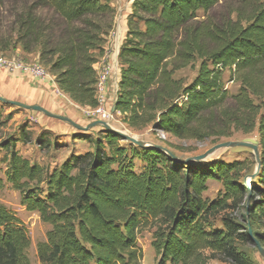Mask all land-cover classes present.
Segmentation results:
<instances>
[{
	"label": "trees",
	"instance_id": "trees-1",
	"mask_svg": "<svg viewBox=\"0 0 264 264\" xmlns=\"http://www.w3.org/2000/svg\"><path fill=\"white\" fill-rule=\"evenodd\" d=\"M221 1L132 0L114 107L131 131L151 128L179 140L216 143L256 131L257 176L244 187L246 161L182 162L106 129L93 151L71 154L51 171L11 149L5 181L27 210L50 224L37 244L40 262L140 264L138 235L153 228L155 264H209L217 255L253 264L236 243L252 241L244 232L249 227L264 245V230H253L264 223V0H235L238 6L219 19ZM6 3L0 0V17ZM41 8L50 20L37 13ZM113 24L107 0H36L21 10L12 32L25 51H39L62 93L96 108L93 65L105 54ZM8 47L0 45V52ZM196 62L190 81L174 76ZM226 72L239 85L234 94L225 87ZM37 141L48 142L46 132ZM136 161L143 164L139 171ZM212 179L223 192L209 200L203 194ZM5 181L0 177V190ZM241 207L244 224L234 217ZM216 217L220 227L212 224ZM29 245L23 221L0 202V264H31Z\"/></svg>",
	"mask_w": 264,
	"mask_h": 264
},
{
	"label": "rangeland",
	"instance_id": "rangeland-1",
	"mask_svg": "<svg viewBox=\"0 0 264 264\" xmlns=\"http://www.w3.org/2000/svg\"><path fill=\"white\" fill-rule=\"evenodd\" d=\"M36 0H7L6 12L0 17V45L9 47L0 52V96L7 99L19 101L28 105H40L46 110L66 116L75 123L86 126L92 121L107 117L105 121L115 130V125L121 130L141 139L145 143L161 145L179 158H188L203 153L211 147L214 142L211 140H179L161 131H153L151 128L142 131H131L119 120V115L112 112V107L116 99L120 64L118 54L120 46L126 33V17L130 12L132 0H107L114 9V24L111 32L107 36L105 44V54L93 65L98 75L99 85L97 86V97L99 106L91 108L81 106L73 102L68 96L62 93L55 84V76L49 66L39 57V51H25L19 44L12 32L15 20L25 5ZM235 0H223L216 8V17L225 18L231 8L237 7ZM44 18L50 20L52 14L41 8L38 12ZM202 17V12H199ZM199 63L196 62L174 73L175 77H183L190 81L198 70ZM41 67L46 74L43 77L34 76L30 68ZM21 74L17 81L15 78L10 81L9 74ZM18 81L22 82L21 84ZM17 82V83H15ZM224 84L232 94L238 90V83L229 79L228 73L224 74ZM39 89V90H38ZM104 130L103 126L97 125L88 130H78L70 123L45 115L43 112L25 109L12 104H5L0 101V177L5 181V172L8 166V153L15 149L21 156L44 166L50 171L59 166L71 154H82L94 150V140ZM118 131V130H117ZM46 132L48 142L38 144L37 138L41 133ZM27 137L26 139L22 137ZM247 136L258 139L257 132L254 131ZM245 137L236 134L229 139H240ZM161 140H165L166 145ZM221 138L218 140L223 141ZM120 145L127 146V141H121ZM135 145V144H134ZM137 146V145H136ZM177 147V148H176ZM223 160L225 162L246 161L248 168L244 172L242 185L245 187L250 182L249 175L254 171L256 162L250 148L229 147L216 151L213 156L206 159ZM202 162V161H198ZM206 163V162H204ZM143 164L136 161V170L139 171ZM223 192V186L219 180L212 179L207 182V190L204 197L209 200L214 199ZM0 202L11 208L15 214L23 221L27 227L30 237V245L27 248V256L31 264H44L37 256V244L44 241L46 232L50 229V224L42 221L37 211H30L20 201V193L12 185L5 181L4 187L0 190ZM244 207L235 212L234 217L239 223H246ZM214 227H220L219 217L212 220ZM255 232L264 230V223L254 225ZM153 228L143 229L138 235V245L142 249V259L140 264H155L157 254L152 247ZM247 232V231H244ZM264 248V245L261 243ZM236 248L247 256L253 264H264L263 256L252 241L237 242ZM209 264H233L222 255H217L209 260Z\"/></svg>",
	"mask_w": 264,
	"mask_h": 264
},
{
	"label": "water",
	"instance_id": "water-1",
	"mask_svg": "<svg viewBox=\"0 0 264 264\" xmlns=\"http://www.w3.org/2000/svg\"><path fill=\"white\" fill-rule=\"evenodd\" d=\"M0 101L2 103H5V104H12V105H16V106H19V107H22L25 109H32V110L43 112L47 116L57 118V119H60V120H63V121L70 123L73 127H75L78 130H88L91 127L101 125V126H103L104 129L116 132L124 140L130 141L131 143H133L137 146L153 145V146L157 147L158 149H161L162 151H164L171 158L182 161V162H186V161H190V160L204 161V160L210 158L211 156H213V154L216 151H218L219 149H222V148H229V147H236V146L247 147V148L251 149V151L254 155L255 162H256L255 169L249 175V177L251 179L255 178L257 176L259 168H260V150H259L258 140L253 136H245V137H242L240 139H225L223 141H219V142L214 143L211 147L206 149L203 153H200V154L194 155L192 157H188V158H179V157L175 156L173 153H171L168 149L162 147L161 145L153 144V143H145L141 139H139L135 136H132L128 133L120 132V131L109 128L106 121H104L102 119H97L95 121H92L91 123H89L86 126H82V125L75 123L74 121H72L70 118H68L66 116L54 114V113L48 111L40 105H36V104L35 105H28V104L21 103L19 101L7 99V98L2 97V96H0ZM112 112H116L114 106L112 107ZM246 231H247L248 235L251 237L252 242L255 244L259 253L263 256V259H264V248H263V246L258 241V239L252 234L251 229L249 227H247Z\"/></svg>",
	"mask_w": 264,
	"mask_h": 264
},
{
	"label": "built area",
	"instance_id": "built-area-1",
	"mask_svg": "<svg viewBox=\"0 0 264 264\" xmlns=\"http://www.w3.org/2000/svg\"><path fill=\"white\" fill-rule=\"evenodd\" d=\"M30 71L36 77H43L46 74L45 70L38 66L30 68ZM99 83L100 82H98L97 86L99 85Z\"/></svg>",
	"mask_w": 264,
	"mask_h": 264
},
{
	"label": "bare ground",
	"instance_id": "bare-ground-1",
	"mask_svg": "<svg viewBox=\"0 0 264 264\" xmlns=\"http://www.w3.org/2000/svg\"><path fill=\"white\" fill-rule=\"evenodd\" d=\"M106 119H108V118H107V117H105V118L103 117V118H102V120H104V121H105ZM106 123H107V122H106ZM107 125L109 126V128L115 130V128H113V127H112L111 125H109L108 123H107ZM115 127L117 128L116 130H118V131H120V132L128 133L126 130H122V129L120 130V129L118 128L117 125H115ZM128 134H130V133H128ZM130 135H132V134H130ZM132 136H134V135H132ZM249 180H252V179L250 178ZM249 185H250V182L248 181L247 184L245 185V187H248Z\"/></svg>",
	"mask_w": 264,
	"mask_h": 264
},
{
	"label": "crops",
	"instance_id": "crops-1",
	"mask_svg": "<svg viewBox=\"0 0 264 264\" xmlns=\"http://www.w3.org/2000/svg\"><path fill=\"white\" fill-rule=\"evenodd\" d=\"M20 75H21V74H18V75H17V74H14V75H13V74L10 73V74H9V76L11 77V78H10V81L13 80L14 78H15V81H17V80H18L17 77H19ZM15 83H17V82H15ZM18 83L21 84L22 82L18 81ZM38 90H39V89H38Z\"/></svg>",
	"mask_w": 264,
	"mask_h": 264
}]
</instances>
